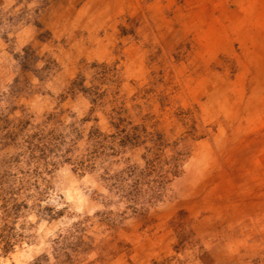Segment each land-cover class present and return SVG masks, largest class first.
Listing matches in <instances>:
<instances>
[{"label": "rangeland", "instance_id": "1", "mask_svg": "<svg viewBox=\"0 0 264 264\" xmlns=\"http://www.w3.org/2000/svg\"><path fill=\"white\" fill-rule=\"evenodd\" d=\"M0 264H264V0H0Z\"/></svg>", "mask_w": 264, "mask_h": 264}]
</instances>
